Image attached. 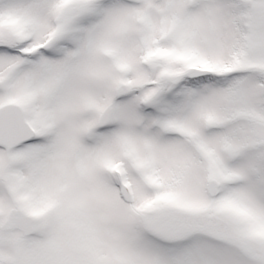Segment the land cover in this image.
I'll return each mask as SVG.
<instances>
[{"label": "snow or ice", "instance_id": "obj_1", "mask_svg": "<svg viewBox=\"0 0 264 264\" xmlns=\"http://www.w3.org/2000/svg\"><path fill=\"white\" fill-rule=\"evenodd\" d=\"M0 264H264V0H0Z\"/></svg>", "mask_w": 264, "mask_h": 264}]
</instances>
